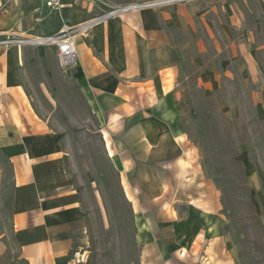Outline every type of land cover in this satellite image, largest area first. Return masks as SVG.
Listing matches in <instances>:
<instances>
[{"label":"rangeland","instance_id":"obj_1","mask_svg":"<svg viewBox=\"0 0 264 264\" xmlns=\"http://www.w3.org/2000/svg\"><path fill=\"white\" fill-rule=\"evenodd\" d=\"M156 7L172 16L161 45L148 47L147 75L176 66L166 71L170 82L156 108L192 150L172 167L175 179L161 165L140 163L142 153L137 164L122 162L138 150L127 149L135 135L95 113L76 67L63 69L54 45L0 35V44L17 53V74L37 115L59 138L79 198L82 225L71 263L264 264V0ZM44 17L55 19L48 11ZM15 39L23 42L7 43ZM186 166L197 169L191 179ZM8 186L0 198V264H27L13 242ZM186 193L192 198L179 200ZM195 196L214 204L210 218L194 207ZM142 212L150 226L141 224Z\"/></svg>","mask_w":264,"mask_h":264},{"label":"crops","instance_id":"obj_2","mask_svg":"<svg viewBox=\"0 0 264 264\" xmlns=\"http://www.w3.org/2000/svg\"><path fill=\"white\" fill-rule=\"evenodd\" d=\"M69 1L62 0L59 17L43 7L34 11L39 0H0V35L36 40L52 36L63 23L77 25L109 6L142 0H102L100 6H71ZM45 11L54 14L52 22L45 19ZM169 16L172 14L162 7L142 8L100 20L87 34H77L74 77L97 115L121 125V133L135 135V142L126 144L127 149L134 144L140 153L127 151L122 162L137 164L142 153L140 163L161 165L174 178L172 167L177 168L180 160L185 162L180 156L192 150L167 112L156 105L170 82L166 71L176 66L165 65L147 75L146 55L149 46L161 45ZM18 65L17 53L15 56L9 45L0 44V198L9 184L13 242L27 264H72V241L82 225L79 198L65 174L59 138L37 115L17 74ZM184 171L188 179L197 173L189 166ZM186 196L192 198L186 193L179 200ZM194 198V207L210 218L214 204L205 205L200 196ZM138 217L141 224L150 226L144 223L143 212ZM201 231L205 234L203 228ZM1 238L2 234L0 251L4 246Z\"/></svg>","mask_w":264,"mask_h":264},{"label":"built area","instance_id":"obj_3","mask_svg":"<svg viewBox=\"0 0 264 264\" xmlns=\"http://www.w3.org/2000/svg\"><path fill=\"white\" fill-rule=\"evenodd\" d=\"M172 1L175 2L178 0L133 2V3L109 6L100 15L94 16L77 25H67L63 23L61 28L52 36L38 38V39H41L43 42H49L51 45H54L55 55L59 65L63 69H69L72 67H76L78 61L76 44H75L77 34L84 35V33L87 32V30L93 24L99 22L100 20L111 18L118 14L130 12V11H137L142 8H148L156 4H162ZM69 2L71 6H79L83 3H91L97 6L104 4L102 0H70ZM42 7L54 11L61 16L62 9L64 8V4L62 0H39V4L35 7L34 11L39 12ZM10 42H23V41H21L20 39L7 41V43Z\"/></svg>","mask_w":264,"mask_h":264},{"label":"bare ground","instance_id":"obj_4","mask_svg":"<svg viewBox=\"0 0 264 264\" xmlns=\"http://www.w3.org/2000/svg\"><path fill=\"white\" fill-rule=\"evenodd\" d=\"M29 42H38V43H40V42H42V40L41 39H36V40L32 39V41L30 40Z\"/></svg>","mask_w":264,"mask_h":264}]
</instances>
